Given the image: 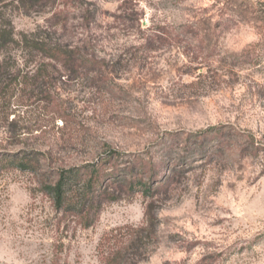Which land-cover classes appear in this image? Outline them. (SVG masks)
<instances>
[{
	"label": "rangeland",
	"instance_id": "rangeland-1",
	"mask_svg": "<svg viewBox=\"0 0 264 264\" xmlns=\"http://www.w3.org/2000/svg\"><path fill=\"white\" fill-rule=\"evenodd\" d=\"M17 1L0 0V24L18 39L49 34L95 63L70 73L21 46L1 57L14 70L0 94V264H102L103 238L143 226L148 206L138 264H264V0ZM210 127L202 149L218 159L185 165L174 146L184 169L167 192L122 195L88 228L43 192L58 168L110 152L120 167L164 163L165 134L194 142Z\"/></svg>",
	"mask_w": 264,
	"mask_h": 264
},
{
	"label": "trees",
	"instance_id": "trees-1",
	"mask_svg": "<svg viewBox=\"0 0 264 264\" xmlns=\"http://www.w3.org/2000/svg\"><path fill=\"white\" fill-rule=\"evenodd\" d=\"M43 1L48 0H18L17 2L34 7ZM54 40L56 41L49 34L26 36L20 40L14 34L10 24L1 23L0 94H6L7 91H10L9 88H12L6 82L11 81L9 74L14 70V62L9 58L1 59V57L4 52L11 51L15 46L23 47V51L30 54L42 53L47 61L70 73L75 72L81 65L91 66L95 63L94 59L79 57V54L71 49L72 44H60ZM43 68L45 70L46 66ZM39 78V75H36L32 80ZM14 81H17V78ZM216 131L218 130L210 127L194 135V142L189 139L190 136L181 140L177 133L165 134V141L162 142V145L167 151L166 155L169 160L164 163L153 164L139 159V161L134 160L132 163L120 167L117 161L119 156L110 152L92 164L58 168L53 173L54 180L42 184L43 192L51 198L56 211L77 217L82 227L88 228L95 222L105 203L116 201L122 195L140 193L144 197H152L156 193L167 192L176 178H180L182 175L181 171L184 169L182 164L187 165L192 154L196 153V157L207 161L218 159L217 154L202 149L204 143L210 142L215 137ZM174 146H177L175 149H179L182 153L181 161L183 163L179 165V169L171 166L176 160L172 155ZM221 149L220 146L217 147V150ZM8 159H11V163L21 171L38 172V160L34 162L29 156L21 158L11 156ZM106 167H108V171ZM170 169L172 170L171 174L165 175V170ZM144 218L143 226L126 227L124 228L126 233L123 235L114 233L103 238L101 242L102 264H138L140 257L146 253L147 242L155 230L151 206L146 209Z\"/></svg>",
	"mask_w": 264,
	"mask_h": 264
}]
</instances>
